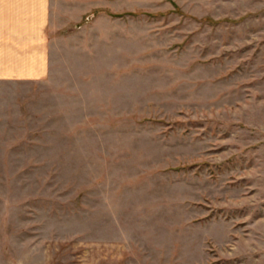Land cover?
Here are the masks:
<instances>
[{
    "label": "rangeland",
    "instance_id": "rangeland-1",
    "mask_svg": "<svg viewBox=\"0 0 264 264\" xmlns=\"http://www.w3.org/2000/svg\"><path fill=\"white\" fill-rule=\"evenodd\" d=\"M107 2L0 82V264H264V0Z\"/></svg>",
    "mask_w": 264,
    "mask_h": 264
},
{
    "label": "crops",
    "instance_id": "crops-1",
    "mask_svg": "<svg viewBox=\"0 0 264 264\" xmlns=\"http://www.w3.org/2000/svg\"><path fill=\"white\" fill-rule=\"evenodd\" d=\"M107 1L0 0V82L46 79L58 39L73 36L77 27L84 33L95 30L97 20L107 16H88L95 14L98 7L105 8Z\"/></svg>",
    "mask_w": 264,
    "mask_h": 264
}]
</instances>
